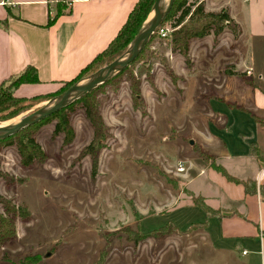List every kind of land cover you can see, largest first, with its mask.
Wrapping results in <instances>:
<instances>
[{"label":"rangeland","instance_id":"374dc122","mask_svg":"<svg viewBox=\"0 0 264 264\" xmlns=\"http://www.w3.org/2000/svg\"><path fill=\"white\" fill-rule=\"evenodd\" d=\"M214 1V8L227 7L239 24L241 33L235 36L240 38L233 48L229 43L234 37L229 32L224 34L225 43L221 50L217 41L214 47L207 44L208 47L198 55L189 54V61L180 55L184 69L176 65L172 67L168 53L173 51L171 42L175 27L166 23V36L157 32L147 44L144 55L118 78L101 86L96 96L101 100L106 95L109 108L110 101L119 94V101L124 105L121 109L126 112L133 100L136 112L122 122L117 121L123 127L107 131L95 179L91 157H81L86 140L93 135L89 121L83 127L82 136L78 131L77 140L68 145L63 143V133L54 137L47 135V140H43L45 134L41 133L39 138L49 155L48 161L42 165L23 167L16 144L1 149V168L26 181L9 185L0 178V193L15 197L26 205L31 211V219L29 222L18 221L19 236L0 249V264H94L103 248L108 249L105 264H207L212 252L200 242L185 253L183 247L168 248L166 237H150L135 243L127 239V233L149 232L172 223L164 203L170 190L180 191L179 180L171 176L177 172L178 162L186 161L183 157L178 158L185 153L182 146L187 138L205 145L208 144L206 141L214 143L219 139L231 146L236 138L230 125L238 122L247 125L248 118L232 110L241 109L240 105L230 101L228 105L232 109H229L205 96L215 93L216 87L210 82L231 75L238 84L241 83L240 88L236 87L239 91L246 89V85L253 94L257 89L263 90L264 0ZM168 2L162 1L163 8ZM153 16L154 11L145 24ZM196 51L194 47L192 53ZM242 55L251 57L252 62L247 63L250 70L247 65H236L234 60ZM108 58L105 55L99 64L109 63ZM211 65L210 70L202 71ZM258 67L263 71V84L260 79L262 71ZM230 71L236 74H230ZM131 78L140 84L142 106H135ZM130 91L132 100L125 96ZM48 102L29 101L21 114L0 122V125H12ZM80 108L83 107L76 111L81 112ZM192 147L187 146V155L198 159ZM170 163H177L176 168L168 166ZM170 184L175 186L174 189L169 187ZM34 257L38 261L29 263Z\"/></svg>","mask_w":264,"mask_h":264},{"label":"crops","instance_id":"0c3cea01","mask_svg":"<svg viewBox=\"0 0 264 264\" xmlns=\"http://www.w3.org/2000/svg\"><path fill=\"white\" fill-rule=\"evenodd\" d=\"M138 1L0 0V82L20 74L29 66H34L37 68L39 82L20 85L15 89V95L30 98L57 91L66 82L76 78L107 48ZM197 2H202L206 11L218 12L227 8H214V0ZM50 19L53 22L48 24ZM229 32L234 37L229 43L233 48L240 37L237 38L239 35L236 37L231 29L226 28L218 36L211 33L203 38L192 39L189 54L198 55L199 51L208 47L207 44L214 47L216 41L221 50L225 43L224 34ZM194 47L197 49L196 53H192ZM169 54L172 67L176 65L184 69L181 57L183 55L173 51ZM241 59L243 63H239ZM234 61L238 67L252 62L248 55L239 56ZM211 67L213 65L203 68L202 71L210 70ZM247 69L250 66L247 65ZM177 74L182 77L179 71ZM260 76L263 84V71ZM210 83L216 87L215 93L205 96L225 104L229 109L232 108L228 102L237 103L242 108L232 110L246 116L248 122L247 125L244 122L230 125L232 135L236 138L231 146L219 139L214 143L206 141L207 145L196 139H192V144L191 140L186 139L185 146H182L185 153L178 159L183 157L185 162L188 160L187 169L185 172L177 171L171 176L172 179L177 177L176 181L179 180L180 191L170 190L169 198L164 203L165 211L171 215L172 222L184 233H172L161 238L166 237L168 248L183 247L185 253L189 247L200 242L212 252L211 258L206 260L207 264H264V84L263 90L257 89L253 94L250 87L247 89V85L243 91L237 90L236 87L240 88L241 83L238 84L231 75ZM104 96L101 98V113L107 131L110 132L113 127H123L117 121L122 122L135 115L136 110H133L131 91L125 95L132 100L128 108L130 110L127 109L126 112L121 109L124 105L119 101V94L110 101V108L109 99ZM80 110L81 112L75 110L70 114L75 130L74 141L79 137L78 131L82 136L83 127L89 121L85 109ZM224 117L226 121V116ZM56 124V120H53L43 125L41 132L35 136L43 148L39 135L45 134L43 140H47V135L52 134L51 137H54ZM93 137L94 128L92 138L87 139L84 146ZM189 145L194 146L191 150L198 155L195 157L199 160L194 158L196 162L187 155ZM209 147L212 149H208ZM176 164L170 163L168 166L176 168ZM218 166L223 167L240 182L229 179ZM247 181L251 182V187L245 185ZM169 187L174 189L175 186L170 184ZM195 197H202L213 212L207 213L194 201ZM203 222H206L205 225L187 232L193 223Z\"/></svg>","mask_w":264,"mask_h":264},{"label":"trees","instance_id":"16d2710c","mask_svg":"<svg viewBox=\"0 0 264 264\" xmlns=\"http://www.w3.org/2000/svg\"><path fill=\"white\" fill-rule=\"evenodd\" d=\"M155 1L156 0H139L131 11L127 21L107 48L100 52L76 78L66 82L57 91L36 95L30 98L15 95V89L20 85L39 82L37 68L34 66H29L20 74L11 76L10 78L0 82V122L21 114L28 107L27 102L29 101H46L60 96L73 85L79 83L83 78H88L102 67L114 61L115 58L128 49L137 34L141 31L150 13L154 10ZM52 22L53 19H50L48 24H51ZM166 23H171V25L175 27L171 42L172 50L182 54L187 61H189V49L192 39L203 38L211 33L218 36L226 28L231 29L236 36L241 33L239 24L231 16L227 8H223L218 12L206 11L202 2L194 0H175L163 25ZM156 33L157 31L152 36L151 40L154 38ZM145 50L146 47L136 60L140 56L144 55ZM105 55H108L109 63L102 62L99 64V61L103 60ZM132 63L123 70L114 74L103 84L74 100L60 111L40 120L35 124L25 127L10 137L0 138V151L7 145L16 144L23 167L32 168L46 163L49 159V155L42 145L36 140V132L43 125L56 120L57 124L53 136L58 133H64V145L72 143L75 139V130L71 124L70 114L78 107H83L87 118L94 128V137L92 141L83 149L81 157H85L86 155L91 157L92 175L93 179H95L99 170V154L104 147V140L107 136V127L101 113V100L100 97L96 95L100 93L102 85L109 84L118 78L122 73L130 68ZM229 73L236 74L233 71H230ZM131 83L135 106H142L141 102L144 100L141 97L140 84L135 78H131ZM218 168L229 179L240 182L238 179L230 176L223 167L218 166ZM0 178H3L9 185H16L26 181L23 177H15L4 171L1 168V165ZM245 185L250 186L251 182L247 181L245 182ZM194 201L198 205L202 206L207 213L213 212V210L206 205L202 197H195ZM30 219L31 211L26 205L19 203L15 197H9L0 193V249L4 248L18 238V221L29 222ZM205 223L206 222L193 223L187 232H191L195 228L205 225ZM180 232L182 231H180L179 228L172 222L149 232L135 233L131 231V233H127V239L129 241L139 243L150 237L161 238L165 235ZM129 234H137V236H130ZM108 239L107 241L109 242L110 239ZM107 253L108 249L103 248L99 259L94 264H105ZM37 261L38 258L34 257L29 263H36Z\"/></svg>","mask_w":264,"mask_h":264},{"label":"water","instance_id":"95a60500","mask_svg":"<svg viewBox=\"0 0 264 264\" xmlns=\"http://www.w3.org/2000/svg\"><path fill=\"white\" fill-rule=\"evenodd\" d=\"M162 1L163 0L155 1L153 10L154 16L147 24H144L143 28L137 34L124 55L110 62L96 73L89 76L84 83H77L73 85L60 96L49 100L47 105L42 106L30 114L23 116L20 121L8 126L0 125V138L10 137L25 127L35 124L40 120L60 111L74 100L103 84L114 74L118 73L119 71L126 68L129 64L134 62L145 49L146 45L151 40L157 29L163 25L175 0H169L166 8H163ZM191 143L194 144V140H191Z\"/></svg>","mask_w":264,"mask_h":264},{"label":"built area","instance_id":"2783aa9c","mask_svg":"<svg viewBox=\"0 0 264 264\" xmlns=\"http://www.w3.org/2000/svg\"><path fill=\"white\" fill-rule=\"evenodd\" d=\"M165 26L166 25H161L157 29V32H158L159 35H161V36H166L167 35ZM248 72H250V71H248ZM186 169H187V162H185V161H179L178 164H177V171L178 172H185Z\"/></svg>","mask_w":264,"mask_h":264}]
</instances>
